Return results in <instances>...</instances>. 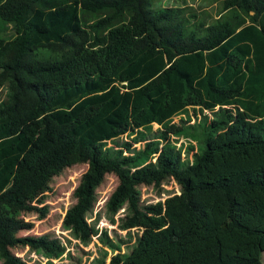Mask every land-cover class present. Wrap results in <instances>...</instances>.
Segmentation results:
<instances>
[{"label":"trees","instance_id":"obj_1","mask_svg":"<svg viewBox=\"0 0 264 264\" xmlns=\"http://www.w3.org/2000/svg\"><path fill=\"white\" fill-rule=\"evenodd\" d=\"M152 2L0 0V264H34L15 248L45 264H262L264 0H222L209 22ZM79 163L60 220L72 250L23 233Z\"/></svg>","mask_w":264,"mask_h":264},{"label":"rangeland","instance_id":"obj_2","mask_svg":"<svg viewBox=\"0 0 264 264\" xmlns=\"http://www.w3.org/2000/svg\"><path fill=\"white\" fill-rule=\"evenodd\" d=\"M222 0H153L151 3V7L161 6V5H182L185 7L186 11H193L198 17H203L206 22L213 20L215 17L222 15L224 11H220ZM12 32L10 30H6L4 32L5 36H10ZM1 95V91H0ZM177 117L173 119L176 120ZM192 120V116H190V121ZM157 126L156 123L151 124V130ZM122 139H128L129 136L127 134H122ZM182 138H179L176 144H178ZM138 142H135L137 144ZM86 168L85 163L75 164L67 169H65L59 176L55 177L52 184L51 189L47 191L45 196L44 203L47 204V211L43 216H36L35 214H27L24 215L26 219H30L33 222V225L30 229L22 231L33 232V233H42L45 231H51L54 234L58 235L62 241H65L64 237L70 239V243L66 242L67 249L72 250V243L74 239L70 237L67 230H64L60 227L61 216L68 206V204L72 201V197L70 195L71 189L76 183L79 174ZM115 183V177L112 174L107 175L104 184H102L97 189V198L95 200L93 210L91 215L96 213V211L101 208L102 203L106 195L109 193L110 189ZM164 187L170 189V191L178 192L176 184L172 181H169L168 184H164ZM141 198L147 201H155L156 199H163L166 192L161 194H156L149 187L142 186L141 187ZM121 210H118L114 217L120 214ZM92 217V216H91ZM98 227H106L107 232L111 233L112 229H115L119 233H124V230H119L115 227V223H110L105 217H99L97 224ZM83 249H94L92 242H89L87 245L83 246ZM15 253L20 255L29 261H34V264H45V258L39 255H36L33 252H27L26 248H15ZM87 254H81V261L79 264L83 262L85 264L88 263V259L91 257L89 254L86 258ZM64 259V258H63ZM59 260V258L53 259ZM262 264H264V252L262 253ZM37 261V263H36ZM109 264V263H106Z\"/></svg>","mask_w":264,"mask_h":264},{"label":"crops","instance_id":"obj_3","mask_svg":"<svg viewBox=\"0 0 264 264\" xmlns=\"http://www.w3.org/2000/svg\"><path fill=\"white\" fill-rule=\"evenodd\" d=\"M263 252H264V251H263ZM263 252H262V253H263ZM261 257H262V254H261Z\"/></svg>","mask_w":264,"mask_h":264}]
</instances>
